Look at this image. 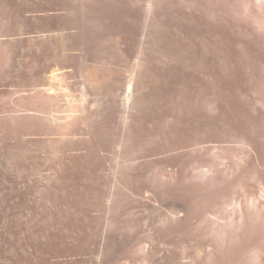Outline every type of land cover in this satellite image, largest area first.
<instances>
[{"label": "rangeland", "instance_id": "rangeland-1", "mask_svg": "<svg viewBox=\"0 0 264 264\" xmlns=\"http://www.w3.org/2000/svg\"><path fill=\"white\" fill-rule=\"evenodd\" d=\"M64 1L70 13L38 0H0V56L8 57L7 65L20 63L9 86L0 79V110L8 90L23 99L43 87L52 88L44 95L78 96L75 56L51 79L50 58L61 47L55 37L40 40L46 30L64 29L70 47L93 46L120 32L130 59L144 0ZM105 3L122 9L119 20L101 10ZM150 15L154 25L192 45L205 66L157 65L148 52L160 102L128 120L122 150L139 158L119 177L131 191L117 190L110 216L100 169L112 141L99 137L98 129L117 123L113 114L57 163L52 153L45 155L40 120L26 119L15 128L0 119V264H96L105 258L107 264H141L139 255L149 244L155 264H264V5L154 0ZM83 18L98 21L101 29L84 26ZM30 38L35 44L29 51ZM115 62L122 70L127 64ZM49 137L53 148L65 150L58 136ZM156 200L177 202L180 221L139 228L132 220L146 215L141 203L157 207ZM167 210L172 217L173 208Z\"/></svg>", "mask_w": 264, "mask_h": 264}, {"label": "bare ground", "instance_id": "bare-ground-1", "mask_svg": "<svg viewBox=\"0 0 264 264\" xmlns=\"http://www.w3.org/2000/svg\"><path fill=\"white\" fill-rule=\"evenodd\" d=\"M27 1L29 2L30 0ZM71 1L73 3L83 2V0ZM98 1L93 0V3L98 4ZM106 1L111 2L114 0ZM153 1L144 0L143 20L138 30V40L133 45V52L128 61L122 48L120 32H116L115 36H105L93 46L84 44L83 46L77 45L72 47L65 40L64 29H61L60 33H55L51 30L43 32L45 35L40 39L42 42L55 37L61 47L60 54L50 58L48 68L52 74L51 79L57 77V75L53 74L63 69V62L69 57L75 56L78 59L77 70L80 80L77 88L78 96H73L68 91H56L53 94L44 95V92L52 91V88L43 87L39 91L36 90L35 95L28 99L16 96L19 94L17 90H8L9 92L2 97L3 100L5 99L6 105L0 110V119L12 123L15 128H19L22 121L26 119L40 120V127L44 129V131L42 130L43 134L47 137L43 140L45 155L47 157L52 153L56 161L55 163L63 160L67 152L75 150L78 143L83 139L82 136L87 135L90 140L92 131L96 130V127L102 123L106 116L113 114L117 123L110 126L103 125L98 129L99 137L104 139L109 138L112 141L111 150L103 153L104 166L102 165L100 169L102 171L101 174L103 173L106 178L104 186L106 185L108 188V194L105 192L107 197H104L107 200L105 207L107 215L110 212L114 213L115 205L113 203L117 200V192H119L117 190L131 191L120 178L125 172L124 168L128 167L126 166L127 163L139 158V156L133 155V153L126 154L122 150L124 141H126L124 140L125 133L129 131L127 129L128 120L132 113L151 111L158 107L160 102L159 80L152 65L148 62V52L150 51L154 56L157 65L174 64L182 65L186 68H203L205 66L204 60L196 55L195 48L192 45L186 44L176 34L168 32L163 24H153L150 15ZM64 2V0H38L39 5L47 4L51 7H59L61 10L70 13ZM101 10L116 20H119L122 13L121 8L110 7L108 3H105L101 7ZM41 11L46 12L45 10ZM82 24L96 31L101 29L100 23L95 20L89 21L87 18H83ZM218 39L222 40L220 37ZM29 40L30 51L35 44V39L30 38ZM21 41V39H18L17 43ZM108 43L112 44L111 50L106 48ZM0 45L4 46L1 42ZM72 52L76 54L72 55ZM14 54H16V50H14ZM91 54L94 55L93 61H89ZM118 59L127 63L123 66V70L120 69L119 65H115L117 64L115 60L117 61ZM7 60L8 57H6L4 52L3 55L1 53L0 79L4 81V86H9L7 80L20 68L19 62H15L10 66L7 65ZM78 121L79 126L74 128V124ZM7 126L10 127L8 124ZM37 127L34 124L31 126L33 130ZM22 128L28 127L22 125ZM54 135L58 136V140L63 143L65 147L64 151L53 148V138L49 136ZM31 146L35 147L33 143ZM47 178H51V175H47ZM156 204L157 207H152L147 202L141 203V207L146 211V215L134 217L133 223L140 228L141 225L149 227L150 223L154 224L157 221L161 224L172 220L175 222L180 221V217L178 216L180 206L177 202L164 205L162 202L156 200ZM167 206L173 208L170 211L172 217L165 215L168 211ZM153 212L156 213L154 216L156 218L152 220L151 217L153 216L151 215L154 214ZM108 218H105L107 223L110 219ZM145 221L148 222L146 223ZM155 233L148 235L147 238L153 239ZM158 236L160 237L159 234ZM197 246L202 247V245ZM152 251L153 245L149 244L147 252L144 253L143 251V254L139 255L138 260H140L141 264H146L150 261L151 264H155L152 260ZM103 257L105 256L103 255ZM105 263H108L106 258L100 259L96 264Z\"/></svg>", "mask_w": 264, "mask_h": 264}, {"label": "water", "instance_id": "water-1", "mask_svg": "<svg viewBox=\"0 0 264 264\" xmlns=\"http://www.w3.org/2000/svg\"><path fill=\"white\" fill-rule=\"evenodd\" d=\"M262 5H264V0H261Z\"/></svg>", "mask_w": 264, "mask_h": 264}]
</instances>
